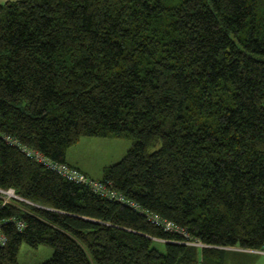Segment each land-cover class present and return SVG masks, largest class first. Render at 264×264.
Here are the masks:
<instances>
[{"label":"trees","instance_id":"16d2710c","mask_svg":"<svg viewBox=\"0 0 264 264\" xmlns=\"http://www.w3.org/2000/svg\"><path fill=\"white\" fill-rule=\"evenodd\" d=\"M84 134L133 138L99 179L144 211L37 156L80 168L66 153ZM0 186L23 197L0 196V264L22 242L55 246L41 264L224 262L146 210L206 244L263 245L264 0L0 3Z\"/></svg>","mask_w":264,"mask_h":264},{"label":"rangeland","instance_id":"374dc122","mask_svg":"<svg viewBox=\"0 0 264 264\" xmlns=\"http://www.w3.org/2000/svg\"><path fill=\"white\" fill-rule=\"evenodd\" d=\"M133 144V138L127 135L111 134L81 135L79 140L67 148V158L81 165L91 175L103 176L104 169L120 160ZM89 173V174H90ZM164 249L163 242L154 241ZM55 251V246L49 243H39L33 246L22 242L18 252L20 264H41L49 259ZM221 264H264V254L242 249H225L224 262Z\"/></svg>","mask_w":264,"mask_h":264},{"label":"built area","instance_id":"2783aa9c","mask_svg":"<svg viewBox=\"0 0 264 264\" xmlns=\"http://www.w3.org/2000/svg\"><path fill=\"white\" fill-rule=\"evenodd\" d=\"M37 156L46 161L50 166L54 167L57 169L61 174L64 176L68 177L69 179H73L77 182H81L83 184L88 185L92 190L95 192L101 194V195H106L110 198H115L117 200H120L123 203H128L136 208H138L140 211H144L139 204H137L134 201L129 200L126 198L118 189L113 185L111 181H106L102 179H96L85 173L83 170H81L78 167L70 166L66 162H57V161H52L46 159L42 154L37 153ZM0 196L3 199V203H9L12 202L15 198L18 199H23L21 195H19L14 187H2L0 186ZM148 216L155 221L158 224H162L166 230H177L181 233H183L186 236V239L183 241L192 245H208V246H214V247H221L225 249H242V250H247V251H253V252H260L264 254V244L261 245L260 247H248V246H242V245H220V244H206L203 243L202 241L194 238L191 239L189 238V232L185 227H181L177 225L176 223L169 221V220H164L158 213L148 211ZM18 227L22 229L25 226V222L21 219L17 221ZM6 235L0 231V243L4 244L6 242ZM161 240H164V238H160ZM197 264H203L202 261H198Z\"/></svg>","mask_w":264,"mask_h":264},{"label":"crops","instance_id":"0c3cea01","mask_svg":"<svg viewBox=\"0 0 264 264\" xmlns=\"http://www.w3.org/2000/svg\"><path fill=\"white\" fill-rule=\"evenodd\" d=\"M5 1H7V0H0V3H3V2H5ZM67 161H68L69 163L74 164V165H77V166H79L80 168H82L83 170H85L83 167H81L80 164H78V162H77V163L72 162V161H70L68 158H67ZM85 171H87L88 173H90L88 170H85ZM90 175H91V173H90ZM91 176L94 177L93 175H91ZM94 178H97V177H94ZM99 178H100V177H99Z\"/></svg>","mask_w":264,"mask_h":264}]
</instances>
